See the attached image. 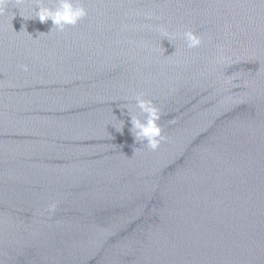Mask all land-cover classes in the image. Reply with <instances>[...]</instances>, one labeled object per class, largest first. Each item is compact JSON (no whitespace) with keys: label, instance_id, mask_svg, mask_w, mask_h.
Here are the masks:
<instances>
[{"label":"water","instance_id":"95a60500","mask_svg":"<svg viewBox=\"0 0 264 264\" xmlns=\"http://www.w3.org/2000/svg\"><path fill=\"white\" fill-rule=\"evenodd\" d=\"M69 2L0 5V264H264V0Z\"/></svg>","mask_w":264,"mask_h":264},{"label":"clouds","instance_id":"9594fccd","mask_svg":"<svg viewBox=\"0 0 264 264\" xmlns=\"http://www.w3.org/2000/svg\"><path fill=\"white\" fill-rule=\"evenodd\" d=\"M5 0H0L2 5ZM85 10L81 7L74 8L69 0H60V6L56 10L49 8L39 7L35 12V17L38 18L40 23L51 21L53 26L60 28L61 30L65 25H74L80 18L85 16ZM185 37L189 42V47H197L200 43L199 39L192 33H185ZM27 70V67H24ZM136 107L140 109L142 113L147 114V119L141 122L140 119L134 116H130L131 133L134 140H144L147 142V146L152 150H156L163 139L161 136V130L156 124V120L159 119L156 109L151 106L150 101H145L140 97H136ZM55 205H50L48 211H53Z\"/></svg>","mask_w":264,"mask_h":264}]
</instances>
